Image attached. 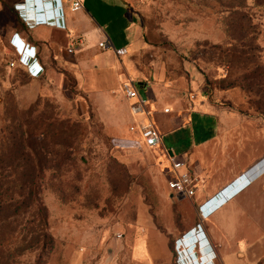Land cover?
I'll use <instances>...</instances> for the list:
<instances>
[{
  "label": "rangeland",
  "instance_id": "374dc122",
  "mask_svg": "<svg viewBox=\"0 0 264 264\" xmlns=\"http://www.w3.org/2000/svg\"><path fill=\"white\" fill-rule=\"evenodd\" d=\"M2 1L0 192L38 196L0 219V264H175L176 238L200 223V212L193 197H175L166 189L165 151L115 144L134 137L122 93L111 107L104 97L80 93L70 79L67 92L38 94V83L20 68H9L5 24H14L15 8L20 12L15 3L23 0ZM128 1L142 25V44L130 57L144 75L142 82L156 87L160 113L168 109L153 118L161 145L180 157L190 141L209 135L197 124L173 131L166 127L175 110L209 103L220 111L221 130L195 150L197 155L210 159L219 153L222 162L223 153L234 152L261 158L264 166V112L256 110L260 94L249 86L264 66V0ZM136 88L143 90L139 84ZM199 118L191 112V120ZM11 136L31 146L43 144L38 162L31 150L32 162L19 160L17 152L8 159ZM187 165L199 191L204 176L190 161ZM201 192L204 196L208 189ZM263 210L250 204L244 215L224 219L255 222L250 236H257L261 246Z\"/></svg>",
  "mask_w": 264,
  "mask_h": 264
},
{
  "label": "crops",
  "instance_id": "0c3cea01",
  "mask_svg": "<svg viewBox=\"0 0 264 264\" xmlns=\"http://www.w3.org/2000/svg\"><path fill=\"white\" fill-rule=\"evenodd\" d=\"M33 2L34 0H23L15 3L24 16H20L18 8H15L17 13L13 18L14 24H5L3 39L8 51L7 60L14 61V64L12 66L8 64V67L20 68L32 83H38L41 86L38 94H58V90L67 92L68 82L71 79L80 93L90 99L104 97L112 107L113 98L119 97L122 93L121 85L131 81L135 86L139 84L143 89L137 88L138 94L146 101V107L153 118L167 113L164 111L160 113L157 98L155 99L153 94L156 87L154 84L142 82L140 78L144 75L130 57L142 44V25L128 0H82V7L77 11H71L64 0L51 1L46 11L42 8L33 9ZM4 6L5 4L0 0V14L5 11ZM55 18H58L59 22L63 21L64 26L38 21V19L54 20ZM0 23H2L1 19ZM12 37L23 41L31 51L35 52L36 63L43 69L39 77H32L26 65L19 63L20 49L17 51L11 44ZM105 39L109 41V46L102 48L99 43ZM122 47L127 50L126 54L117 56L114 49ZM124 101L129 111L130 101L125 97ZM174 104L179 105L176 102ZM191 112L200 118L191 120ZM129 114L132 122L135 118L130 111ZM219 118L220 111L217 108H212L209 103H200L198 107L190 108L188 111L175 110L169 121H166V127L170 131L194 124H197L198 131L206 128L209 131V135L207 133L199 140L190 141L189 146L180 156L186 164L190 161L193 165L191 166L199 169L204 176L205 182L199 191L196 188L197 193L195 192L193 196L198 206L204 204L202 205L204 212L199 213L200 223L197 224L200 228L198 229L197 224L188 228L176 238V241L186 235L196 236L198 232L202 235V240L207 243L209 264H264V243L260 246L257 236H250V232L253 233L256 227L255 222H253L254 227L241 225L237 219H224L227 215L233 218L231 215L235 213L244 215V207L250 204L261 205V209H264V199L260 198L264 193V171L250 179L235 182V179L261 158L255 160L254 156L242 157L238 153L227 152V154L223 153L224 161L220 162L219 153L208 159L199 157L195 152L218 137L221 130ZM158 147L163 151L167 149L162 145ZM167 150L173 154V150ZM166 166L167 164L162 168L165 181ZM261 168H264L263 164ZM252 171L253 169L248 173ZM204 188H207L208 192L203 196L201 190ZM166 189L172 194L167 187ZM219 192L221 195L218 196ZM248 240H255V243L250 244ZM184 244L186 240H182L181 245L178 244L174 249L175 264H180L177 260V252L183 249ZM194 251L196 258H199L200 252L197 246L194 247ZM172 256L173 254L170 253L171 260Z\"/></svg>",
  "mask_w": 264,
  "mask_h": 264
},
{
  "label": "built area",
  "instance_id": "2783aa9c",
  "mask_svg": "<svg viewBox=\"0 0 264 264\" xmlns=\"http://www.w3.org/2000/svg\"><path fill=\"white\" fill-rule=\"evenodd\" d=\"M25 1V0H24ZM50 4L51 1L47 0ZM71 11H77L82 7V0H64ZM24 3V2H23ZM20 16L21 13L19 12ZM58 18L54 20L51 19H38L40 22L51 23L56 26L63 27L64 22ZM11 44L15 48L20 49L18 61L19 63H24L28 69V73L32 77H39L42 74V67L36 63L35 52L28 48L23 41L12 37ZM99 46L106 48L109 46V41L107 39L101 41ZM70 50V49H69ZM117 56L126 54L127 50L125 48L114 49ZM9 64L12 66L14 64L13 60H10ZM121 92L123 96L130 101L129 111L131 115L135 118L128 125V130L134 135L133 138L125 140H116L115 144L125 147H140L144 145L146 147H158L161 145V132L154 122L152 113L146 107V101H144L138 94L136 86L131 82L127 81L121 85ZM164 112H168L165 108ZM167 156V166H166V185L170 193L177 197H193L197 188V179L190 172L186 161L181 157L175 156L169 153L167 149H164ZM223 193V191H221ZM219 192L218 196L221 195ZM204 205V204H202ZM202 205L199 206V212L203 213ZM197 226H200L197 224Z\"/></svg>",
  "mask_w": 264,
  "mask_h": 264
},
{
  "label": "trees",
  "instance_id": "16d2710c",
  "mask_svg": "<svg viewBox=\"0 0 264 264\" xmlns=\"http://www.w3.org/2000/svg\"><path fill=\"white\" fill-rule=\"evenodd\" d=\"M231 51H236L238 54H240V50L237 49H230ZM259 74H254L250 80L252 82L249 84L250 87H256L255 93L260 94L259 99L256 101V110L260 113L264 112V66L262 67ZM18 145L19 148H17L14 151V145ZM44 148V145L40 142H37L36 144L33 143V146L30 144H25L22 140L14 139L13 136L10 137V146H8L7 149V157L8 159H13V154L17 152L20 154L19 160H30L32 162L31 158H28V150L32 151V154L34 156V160L38 162L37 155ZM36 171V170H35ZM37 172H42L41 169L37 170ZM29 177V175H27ZM34 176V175H33ZM35 177V176H34ZM9 192H0V219H8L12 214H16L15 211H19L20 208H22V205H25L26 207L30 205V202H33L36 200V196H38V193L33 191H26V192H16L18 198H14L12 193L8 194ZM6 212H9V214Z\"/></svg>",
  "mask_w": 264,
  "mask_h": 264
},
{
  "label": "water",
  "instance_id": "95a60500",
  "mask_svg": "<svg viewBox=\"0 0 264 264\" xmlns=\"http://www.w3.org/2000/svg\"><path fill=\"white\" fill-rule=\"evenodd\" d=\"M48 5L49 3L47 0H34L32 6L33 9L42 8L44 11H46L47 7H49ZM261 160L262 159H260L258 162H260ZM258 162H256L252 167L247 169L237 179H235V182H238L241 179H246V178L250 179L253 176L257 175L259 172L264 171V168H261L262 164ZM256 164L257 167L255 168ZM251 169H253V171L248 173ZM199 228L200 226H198V229ZM196 236L186 235L181 240L178 241V244L181 245L182 240H186V244H184L183 249L177 252V260L180 264H209L207 261V257L209 254L207 243L204 240H202L203 237L200 233L196 232ZM195 246H197L198 251L200 252L199 258H196V254L194 251ZM201 247L202 249H200ZM179 258H181V261H179Z\"/></svg>",
  "mask_w": 264,
  "mask_h": 264
},
{
  "label": "bare ground",
  "instance_id": "6f19581e",
  "mask_svg": "<svg viewBox=\"0 0 264 264\" xmlns=\"http://www.w3.org/2000/svg\"><path fill=\"white\" fill-rule=\"evenodd\" d=\"M200 249H202V247Z\"/></svg>",
  "mask_w": 264,
  "mask_h": 264
}]
</instances>
